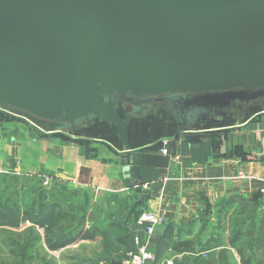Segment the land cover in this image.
I'll use <instances>...</instances> for the list:
<instances>
[{
  "label": "water",
  "instance_id": "1",
  "mask_svg": "<svg viewBox=\"0 0 264 264\" xmlns=\"http://www.w3.org/2000/svg\"><path fill=\"white\" fill-rule=\"evenodd\" d=\"M166 95L184 113L264 98V0H0V104L21 110L7 117L114 125L127 167L117 105Z\"/></svg>",
  "mask_w": 264,
  "mask_h": 264
},
{
  "label": "crops",
  "instance_id": "2",
  "mask_svg": "<svg viewBox=\"0 0 264 264\" xmlns=\"http://www.w3.org/2000/svg\"><path fill=\"white\" fill-rule=\"evenodd\" d=\"M178 97L169 99L180 126L192 115L186 117ZM148 103L145 108L131 105L140 116ZM258 116L257 135L250 128L254 119L220 129L186 128L167 144L168 155L161 153L164 143L133 144L128 126L132 155L127 167L116 129L111 138L103 131H62L60 125L52 131L38 127L40 131L9 117L0 120V167H8L3 173L48 179L53 202L68 205L71 191H81V214L70 216L92 235H132L139 230L136 220L142 213L157 212L165 219L156 228L153 247L159 263L231 264L233 248L226 243L211 247L208 241L216 238L211 235H233L234 197L264 191V112ZM162 235L170 238L165 249L159 246ZM82 259L72 264H99Z\"/></svg>",
  "mask_w": 264,
  "mask_h": 264
},
{
  "label": "rangeland",
  "instance_id": "3",
  "mask_svg": "<svg viewBox=\"0 0 264 264\" xmlns=\"http://www.w3.org/2000/svg\"><path fill=\"white\" fill-rule=\"evenodd\" d=\"M171 95L164 97H151L148 107L140 116H137L132 102H123L117 105L118 114L121 119L131 126V138L133 144L155 145L160 143H171L174 135L180 134L184 129L191 131L207 130L214 128H225L232 126H240L246 122H253L251 132L257 135L256 118L264 112V98L255 99L247 104L234 102L227 111H213L201 117L203 111L192 116V119L180 125L181 118L178 122H174L176 118L173 114L172 103L170 102ZM176 96V95H173ZM189 97V95H181ZM180 103L179 97L177 98ZM3 111L9 114L19 115L20 109L0 104ZM201 118V124L198 119ZM16 120L14 118H11ZM18 120V119H17ZM16 120V123H19ZM217 124L213 126V124ZM178 124V125H177ZM62 131H73L76 134L89 133V127L86 126L85 120L74 123H61ZM88 128V129H87ZM88 130V132H87ZM86 131V132H85ZM91 134L95 131H101L98 126L90 129ZM102 132V131H101ZM9 170L8 167H0V207L7 211V217L12 216L15 212L28 211L37 214L40 207L48 206L53 201V193L51 197L50 188L45 185L40 179L32 177H20L2 171ZM81 191L73 189L70 193L71 200H68V205L61 204V211L66 212L55 231L56 236L62 234L70 235L75 231L80 230L78 220H74L72 212L76 216L81 214L80 198ZM74 196V199H73ZM233 235H211L213 241L209 240L208 245L211 247L221 246L225 244L234 250L231 264H241V259L238 251H241L244 259L250 264H264L262 250L264 247V191L254 190L245 197H237L233 199ZM75 205V206H74ZM75 208V209H73ZM15 217V216H14ZM17 217V216H16ZM16 222V223H15ZM0 225V264H72L76 259L83 258V262L90 260L98 263L101 261H116L129 248L131 235H125L123 231L118 234L108 233L104 235H94V240L88 243H77L69 246L64 250L49 251L45 245L43 236L31 225L23 220L14 219L10 223V219ZM15 223V224H14ZM154 235L153 241H156ZM92 258V259H91ZM64 259V260H63ZM81 261V260H80Z\"/></svg>",
  "mask_w": 264,
  "mask_h": 264
},
{
  "label": "trees",
  "instance_id": "4",
  "mask_svg": "<svg viewBox=\"0 0 264 264\" xmlns=\"http://www.w3.org/2000/svg\"><path fill=\"white\" fill-rule=\"evenodd\" d=\"M173 114L176 117V118H173V121L174 122L176 121L179 123V119L177 118L176 114L174 112ZM6 118H9V117L4 116L3 114L0 113V120L6 119ZM127 124L129 128H131L130 123H127ZM212 124L213 126L217 125L214 123ZM98 126L101 128V131L107 132L106 134L103 133L104 136L111 138L113 137V135H116L114 126L110 124H104L99 121H95L92 124V126L89 127V129L87 128L89 130V133L85 135H90L91 134L90 129L95 128V127L98 128ZM92 134H98V133H95L94 131L92 132ZM130 140H131V135H130ZM41 181L43 182V180ZM40 208L41 209L39 213H37L36 215L28 211H23L21 213L15 212V214H13L12 216L7 217L9 216L6 213L7 211H5L2 207H0V225H7V223H3V222H5L8 219H10V223H13L14 219L17 218V220L18 219L23 220L24 222H27L34 227L42 229L44 232V236H43L44 245L49 251H58L65 247L75 245L82 241H93L94 240V235L90 234L89 231L82 230V229L75 231L74 233H71L70 235L62 234L60 236H56L57 234L55 233V231L58 229L61 220L65 218V212L61 211V203L52 202L50 205L42 206ZM169 240L170 238L168 235H162V242H160L159 246H162V249L163 248L165 249L169 245ZM151 246L152 248L155 246V242L153 240H152ZM156 246L158 247V242ZM158 255L159 253L158 254L156 253V257H158ZM238 255L241 259V264H250L248 260L243 258L241 251H238ZM262 257L264 258V247L262 250ZM107 262H110V261H107Z\"/></svg>",
  "mask_w": 264,
  "mask_h": 264
},
{
  "label": "built area",
  "instance_id": "5",
  "mask_svg": "<svg viewBox=\"0 0 264 264\" xmlns=\"http://www.w3.org/2000/svg\"><path fill=\"white\" fill-rule=\"evenodd\" d=\"M161 149L163 155H168L169 151L167 143L163 144ZM44 184H48V179L43 180ZM164 217L157 212H144L136 220L138 231L130 237V246L123 255L116 261L105 262L99 264H162L157 261L156 253L151 246L152 238L156 233V228L163 225ZM168 264V263H167Z\"/></svg>",
  "mask_w": 264,
  "mask_h": 264
},
{
  "label": "flooded vegetation",
  "instance_id": "6",
  "mask_svg": "<svg viewBox=\"0 0 264 264\" xmlns=\"http://www.w3.org/2000/svg\"><path fill=\"white\" fill-rule=\"evenodd\" d=\"M179 100H180V99H179ZM146 105H147V103L140 104V105H139V107H141V108H143V107H144V108H145V106H146ZM198 113H199V112H196V113H192V112H186V114H185V115H186V117H187L189 114H191L192 116H193V115H195V116H198V115H197ZM208 114H209V113H208ZM191 115H190V116H191ZM192 116H191V117H192Z\"/></svg>",
  "mask_w": 264,
  "mask_h": 264
}]
</instances>
